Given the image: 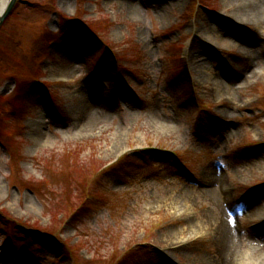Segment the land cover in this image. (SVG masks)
Listing matches in <instances>:
<instances>
[{
	"label": "rangeland",
	"instance_id": "obj_1",
	"mask_svg": "<svg viewBox=\"0 0 264 264\" xmlns=\"http://www.w3.org/2000/svg\"><path fill=\"white\" fill-rule=\"evenodd\" d=\"M180 1L18 0L0 25V264H209L227 213L264 244V22Z\"/></svg>",
	"mask_w": 264,
	"mask_h": 264
},
{
	"label": "bare ground",
	"instance_id": "obj_2",
	"mask_svg": "<svg viewBox=\"0 0 264 264\" xmlns=\"http://www.w3.org/2000/svg\"><path fill=\"white\" fill-rule=\"evenodd\" d=\"M8 0H0V12L4 9L6 3ZM244 1V8L246 7V10L243 11L241 14L242 16L246 17L247 16V21L253 20V21H261L260 24H263L262 21L264 22V0H242ZM170 2H175V3H180V0H170ZM239 17V16H238ZM245 19L243 17H240L239 22H243ZM245 21V22H247ZM232 30L226 29L225 31H222L219 35L215 36V42L213 44L216 45L217 48L222 49L224 51H227L229 47H234L235 43L230 39L232 35ZM254 43V42H253ZM251 47V46H250ZM252 70V71H251ZM250 73L253 74V76L257 77L259 76L258 71H256L255 67H250ZM249 73V74H250ZM237 76V75H236ZM93 107L89 106V104L83 109L82 115H81V128H84L85 130L91 131L93 128H96L100 120H102V117L96 115L93 113L91 110ZM83 113L84 116H83ZM82 117H84L82 119ZM209 171L208 173H205L204 177L208 180L205 179V183L207 185V188H204V191L206 195H210L212 197L213 202H219V196L218 193L219 191H223L224 189V181H219L217 179V173L216 170ZM208 185H212L211 188L209 189ZM219 188V190H218ZM203 191V190H202ZM222 212V211H220ZM221 214V213H220ZM259 217H262L261 214H258ZM221 217H217L218 219H215L212 224H213V235L215 237L216 244L219 245V248L217 251V259H213L212 261H209V264H264V244H261L260 237L253 236L247 241V244L242 247L241 244L240 246H233V242L236 241L235 238H237V235L234 233L233 230V222H232V217L230 214H224V215H219ZM260 239V241H258ZM259 242V243H258ZM242 249H246V251L249 253V256L246 251H242ZM242 251V252H241ZM259 252L262 254L257 255ZM245 253V255H244ZM237 255V256H236ZM248 257L245 261L240 260L242 257ZM253 256L256 258L254 259Z\"/></svg>",
	"mask_w": 264,
	"mask_h": 264
},
{
	"label": "water",
	"instance_id": "obj_3",
	"mask_svg": "<svg viewBox=\"0 0 264 264\" xmlns=\"http://www.w3.org/2000/svg\"><path fill=\"white\" fill-rule=\"evenodd\" d=\"M17 0H8L7 4L5 5L4 9L0 12V25L6 19V17L11 13L13 10Z\"/></svg>",
	"mask_w": 264,
	"mask_h": 264
}]
</instances>
